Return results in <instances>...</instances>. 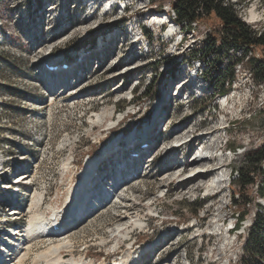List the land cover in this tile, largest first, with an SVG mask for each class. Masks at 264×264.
Listing matches in <instances>:
<instances>
[{
    "label": "rangeland",
    "instance_id": "374dc122",
    "mask_svg": "<svg viewBox=\"0 0 264 264\" xmlns=\"http://www.w3.org/2000/svg\"><path fill=\"white\" fill-rule=\"evenodd\" d=\"M235 1L229 0L239 16L256 24L254 29L264 34V0H238V5ZM132 2L126 15H121L118 8L108 9L105 0H43V10L39 8L40 0H0V19L6 30L5 36L0 34V159L4 154L9 166L0 180L10 183L29 170L34 176L30 188L47 189L46 204L41 210L49 214V205L63 210L71 200L75 201L71 188L82 185L87 169L94 167L86 166L88 159L93 164L100 161L101 171L108 172L111 180L108 188H112L113 177L126 181L130 178L125 175L132 165L127 158L136 157L132 161L141 166V174L129 179L130 184L119 198L114 197L94 217L89 214L97 205L90 210L83 205L79 211L85 219L69 233L74 241L71 252L74 257L82 258L85 264L103 261L108 264L121 260L128 252L134 264H243L247 224L253 222L260 211L257 204L264 203V199L258 198L254 185L245 187L239 195L240 187L228 176L234 167L244 163L248 151L264 146V82L255 77L251 66L259 54L250 52L239 63L236 60L242 49L234 51L226 47L219 57H210L209 63L203 58L200 70L206 76L197 79V91L189 83L183 86L186 91L177 96L185 74L194 68V63L188 60L193 52L203 49L211 35L221 30L220 22L214 15L204 17L188 31L186 41L176 45L182 37L180 25H171L170 20L163 26L151 23L158 16L167 19L164 11L170 13L172 0L160 4L164 8L161 14L156 13L160 12L156 8L159 3ZM29 13L30 20L26 18ZM39 18L43 19L40 23ZM136 23L144 25V35L150 38V46L142 41L146 46L143 55L129 54L130 47L138 48L139 44L134 34L139 35L140 31L130 32ZM169 24L175 34L172 39L162 38L160 35ZM48 59L61 64L55 71L58 73L46 71L44 63ZM210 63L213 65L209 68ZM216 63L234 64L228 103H221L224 99L212 85L206 87L207 78L216 74ZM52 79L58 84L51 83ZM146 90L157 92L156 96L146 97ZM165 90L169 98L162 110H156L157 99ZM101 113L108 114L112 121L94 126ZM146 116L151 125L159 118L153 124L149 141L135 139L130 146L132 150L125 149L131 132L142 133ZM111 125L116 127L111 129ZM206 130L212 136L201 146L207 136L197 134ZM184 134L192 139L174 147L172 144ZM214 147L224 148L223 155L217 151L218 157H214ZM200 149L209 158L197 163ZM125 156L124 162L128 164L123 165L122 174L118 175L111 166ZM220 158L227 164L223 173L219 169ZM67 161L72 165L66 174L63 169ZM170 165L181 167L182 175L198 165L208 170L201 173L203 179L199 174L189 180L177 176L168 180ZM220 174H224L223 180ZM218 178L219 189L208 190L201 185L202 180ZM30 188L0 185L2 222L8 221L17 229L29 225L33 215L29 208ZM233 198H238L237 207ZM248 199L253 202L244 205ZM13 207L26 215L14 216ZM244 210V228L240 226L238 232L229 233L225 229L228 222ZM158 212L159 217L155 216ZM137 213L144 228L134 229L128 238L115 236L114 228ZM217 216L223 231L219 235L215 230L217 224H212ZM0 232L8 233L5 227ZM12 240L18 247L20 241L16 236ZM48 241L33 244L26 264H33L36 254L46 251L51 242Z\"/></svg>",
    "mask_w": 264,
    "mask_h": 264
},
{
    "label": "bare ground",
    "instance_id": "6f19581e",
    "mask_svg": "<svg viewBox=\"0 0 264 264\" xmlns=\"http://www.w3.org/2000/svg\"><path fill=\"white\" fill-rule=\"evenodd\" d=\"M237 1L238 0H236L234 2V4H237ZM172 13H173V11H172ZM174 15L175 14H173V16ZM239 17L241 18V15ZM254 17H255V13L252 12V18H254ZM163 20H165V22ZM170 22H171L170 23L171 25H172V23H175L172 19L170 20ZM254 22H256V21H254ZM151 23H153V24H160L161 23V26H163L164 23H166V24L168 23V20L163 18L162 16L161 17L158 16V17L152 19ZM247 23H249V22L247 21ZM196 24H197V22H194L193 26ZM171 25L169 28L166 29L167 34H166V32H164L163 34L160 35L162 38H166L167 36H169V38L173 37V35L175 34V31L173 30V27ZM3 29H5V27H4L2 20L0 19V34L1 35H3L2 34ZM161 30H162V28H161ZM250 52H248L247 54L241 53L240 59L238 58V60H236V61H238L239 63L241 61H244V57H248ZM251 53H253V52H251ZM235 62H234V64H235ZM124 73L125 72L120 73V75H122ZM61 76L62 75H60V77ZM60 77H57L58 80L60 79ZM54 79H52L53 81L52 80H50V81H51V83L53 82L54 85H57L58 81H54ZM186 83L187 82H185V84H183V86H185ZM228 102H229L228 98H226L221 103H228ZM157 107H158V103H157ZM158 109H159V107H158ZM109 117L110 116L108 114L101 113L99 115L100 119H98V121L95 122L94 126H96V125L100 126V124L109 120L110 119ZM157 119H159V118H157ZM157 119L155 121H157ZM110 120L112 121V119H110ZM111 121H109V122L111 123ZM155 121L153 124H155ZM153 124L152 125L149 124L147 126V132H148V130H150V129L152 130L154 128ZM187 138H188V135L180 136V137H178V140L175 141V143L173 142L174 144H172V145H179V144L182 145V143H187L188 142ZM182 152H183V150H182ZM205 155H206V153H205ZM205 155L200 156L201 158H199L197 156V158H196L197 163H200L201 161L207 160L208 158ZM130 162H132V165H130L129 172L131 171L132 174H130L129 172H128V174H125L126 176L130 177V178H128L127 181H126V178L118 179L117 176H115V177H113L115 179L112 182V185H111L112 188L106 187V189H107L106 192H103L105 190L104 188H100L101 192L96 191L99 194L94 193L95 191L91 188H88V189L84 188V193H87V192L90 193L89 197H90L91 202L93 200L97 201L98 205L96 206L95 209H93V204H90V203L86 204L88 198L87 199L83 198V200H81V197H79L80 203H81V204L79 203L80 205L76 204L71 209L70 206L72 205L71 204L72 200L65 206V208L63 210H59V208H55V207H52L51 205H49L48 207L51 208V213L46 214L44 211L42 212L41 209L46 204L45 199H46L47 189H46V187H43L40 189L34 187L33 190L30 188L31 185H33L32 181L34 179V176L31 175V172L29 170H27L26 172L21 174L19 177H17L16 180L11 181L9 185L28 186L31 189L32 201H31L29 208L31 209V212H33V215H32V218H30L31 220H30L29 225L25 229H17L16 232L14 233V235H18L16 237V240H19L20 244L16 248H10L9 251L12 252L11 259H8V258H6V260L3 258L1 259V255H0V264H26L27 259H29L31 257V251L33 250V246L36 243H39L40 241L44 242L43 240H47V241L50 240L51 242L49 243V245H47V249L45 252H41V253L36 254V256L33 258V261H34L33 264H40V263H43V264H81L82 258L76 259L74 257V255L71 253L74 249V241H73V238L69 235V233H71L75 228H77L76 226H78L85 219V217H83L81 214H79L78 211H80L83 208V205H87L88 210H90L91 208L93 209L92 213H91L92 215L89 214V216L94 217L96 214L100 213L101 210H103L104 208H107V205H109L111 203V201L114 199V197L119 198L120 195H122V192H124L122 190H124L128 186V184H130L129 179H135V178L139 177L141 174V166L138 163H136V166H135L134 165L135 163H133V162H135V160L134 161L131 160ZM126 163L128 164L127 161L124 162L123 164L125 165ZM70 164H71V161L65 162L64 169H63L64 173H66V172L68 173ZM95 164H96V162L93 164L92 160L88 159L86 166L87 167L91 166V165L95 166ZM128 167H127V169H128ZM174 167H175L174 165L167 166V169H169V176H168V178L166 177V179L170 180L171 176H177L178 179L183 178V179L189 180L191 177H193L195 175L200 174L199 177L203 176L201 174V173H203V169L199 165L193 166L194 168L192 167V169L187 174H184V175L181 174L182 173L181 167L180 168L179 167L174 168ZM90 168H92V167H90ZM90 168L87 169L88 171L86 174L89 173ZM122 168H123V165H119L118 167L114 168V171H116V173L118 175H121L122 174L121 173ZM173 168H174V170H173ZM221 168H223V167L220 166L219 169H221ZM216 169L217 168H214V170H216ZM170 170H172V172H170ZM206 170H208V169H206ZM174 171H177V172L174 173ZM262 171H263V173L262 174L259 173V175H258L257 184H259V185L264 184V182H263V180H264L263 163H262ZM172 173H174V174H172ZM202 179H203V177H202ZM202 182H203V184H202ZM202 182H201V185H205L206 186L205 188H207L208 190L219 189L221 187V180H219V178L216 180L215 179L206 180V182L202 180ZM77 187L75 186V187L71 188L72 189L71 194L78 193ZM104 193H105V195H104ZM102 199H103V201H101ZM76 202H78V201H76ZM97 203L94 202L95 205ZM258 206L260 209L259 212H261L263 210V208H261L262 207L261 205H258ZM11 210H13L12 214L14 216H17L19 214H21V216H22L24 213V212H21L19 210V208H16V207H13ZM257 213L258 212H256L255 218L257 216ZM66 215H67V217H66ZM254 220H253V222L251 221L252 222L251 224L254 223ZM220 221H221L220 217L217 216V219L214 220L212 223V224H217L215 226V230H218L216 232L217 235L223 233V231L221 230L220 225H219ZM56 225H59L61 227L57 231H55L53 229V227ZM0 227L2 228L1 223H0ZM136 228H144V222L138 213L133 219H132V217H130L129 220H124L123 222L118 224V226L116 228H114L113 231H114L115 236H117V237L128 238L130 236L131 232ZM242 228H244V226ZM220 230L222 231L221 233H220ZM47 241H45V242H47ZM127 254H128V252H127ZM127 254L125 256H123V258L120 261H115V262L110 263V264H132L134 261H133V259L130 258L131 257L130 254L129 255H127ZM15 259H16L17 263L15 262ZM8 260H10V261H8ZM91 264H92V262H91ZM100 264H105V262L103 261Z\"/></svg>",
    "mask_w": 264,
    "mask_h": 264
},
{
    "label": "trees",
    "instance_id": "16d2710c",
    "mask_svg": "<svg viewBox=\"0 0 264 264\" xmlns=\"http://www.w3.org/2000/svg\"><path fill=\"white\" fill-rule=\"evenodd\" d=\"M164 0H149V3L158 9H163L160 5ZM229 0H175L172 3L173 14L176 21L181 25V29L192 30L193 23L201 21L204 17L214 15L220 22L221 30L216 35H211L202 50L193 52V57H199L201 52L206 63L211 62L210 57H219L226 47H231L234 51L242 49L241 53L256 52L259 57H255L251 63L255 77L264 82V34L258 33L250 25L245 23L233 8ZM200 55V56H201ZM240 59V58H239ZM251 59V58H250ZM238 60V59H237ZM233 64V63H232ZM213 64L210 63V67ZM233 65L222 66L221 63L214 64L215 76L209 79L214 91L218 93H228L233 79ZM174 67H172V71ZM203 77L206 74H202ZM157 93V92H156ZM156 93L145 91L146 97L153 98ZM244 163L233 168L235 174L233 182H236L240 189L238 194L242 195V190L249 186H258L257 193L264 197V184L258 185V175L263 173L262 163L264 161V146L248 151L244 155ZM264 182V180H263ZM262 182V183H263ZM263 186V187H262ZM242 188V189H241ZM234 191L233 197H235ZM234 207L238 206V198L232 200ZM252 200H244V205H249ZM259 205V204H257ZM264 208V207H263ZM238 216L244 219L246 211L239 212ZM246 256L241 258L243 264H264V209L257 213L252 227L249 229L248 237L244 246Z\"/></svg>",
    "mask_w": 264,
    "mask_h": 264
},
{
    "label": "built area",
    "instance_id": "2783aa9c",
    "mask_svg": "<svg viewBox=\"0 0 264 264\" xmlns=\"http://www.w3.org/2000/svg\"><path fill=\"white\" fill-rule=\"evenodd\" d=\"M175 1V0H172V2ZM242 19V18H241ZM245 23H247V21H245V19H242ZM248 25H250L253 29H254V25L256 24H253V23H247ZM260 34V33H259ZM263 168H264V161H263ZM262 174V173H261ZM259 185V184H258ZM258 188V186H256ZM248 225V224H247ZM249 232V230H248Z\"/></svg>",
    "mask_w": 264,
    "mask_h": 264
}]
</instances>
